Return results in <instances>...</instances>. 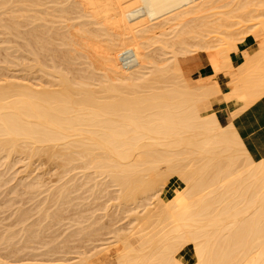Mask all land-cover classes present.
Segmentation results:
<instances>
[{
	"label": "bare ground",
	"instance_id": "1",
	"mask_svg": "<svg viewBox=\"0 0 264 264\" xmlns=\"http://www.w3.org/2000/svg\"><path fill=\"white\" fill-rule=\"evenodd\" d=\"M0 33V198L12 182L31 203L0 232V264H264V156L222 124L216 81L181 66L215 51L230 72L250 33L264 49V0H0ZM42 162L82 171L49 184ZM109 201L126 227L95 214ZM86 241L100 245L71 246Z\"/></svg>",
	"mask_w": 264,
	"mask_h": 264
},
{
	"label": "crops",
	"instance_id": "2",
	"mask_svg": "<svg viewBox=\"0 0 264 264\" xmlns=\"http://www.w3.org/2000/svg\"><path fill=\"white\" fill-rule=\"evenodd\" d=\"M258 43L259 39L250 33L233 44L229 54L232 66L230 72L216 74L214 67L219 65V59L215 51H200L181 59L183 74L186 78L212 77L216 81L219 93L214 97L212 107L219 112L223 121L226 123L233 121L246 149L255 159L264 156V92L258 93L253 99H248L243 93L241 83L238 84V79L247 68L252 71L256 69L254 64L256 57L264 56V49L257 48ZM258 67L255 75H250V81L257 83L261 88L264 63ZM231 73L234 75L233 82Z\"/></svg>",
	"mask_w": 264,
	"mask_h": 264
},
{
	"label": "rangeland",
	"instance_id": "3",
	"mask_svg": "<svg viewBox=\"0 0 264 264\" xmlns=\"http://www.w3.org/2000/svg\"><path fill=\"white\" fill-rule=\"evenodd\" d=\"M260 21L261 19H255L253 22H251V25H255V26H259L260 25ZM5 36H3L0 33V42L3 40ZM236 43V42H235ZM4 53V52H2ZM5 55V53H4ZM4 56L1 55V58H3ZM217 95V94H216ZM217 111V110H216ZM218 112V111H217ZM219 117L221 118L219 112H218ZM222 121L223 125H226L228 123H226L225 121ZM37 170L36 172H41L43 173V176L47 179V182L49 184H55L56 180L59 178L60 175L65 176L66 178L70 177V176H75L77 174V176H80V172L82 171L81 169V165H77L76 167L70 168L68 169L67 167H54L53 165L46 163V162H42V163H37L36 165ZM18 169V166L15 168ZM8 179V176H5ZM179 183V182H178ZM177 181L175 180V178L171 177V179L168 181V188L170 189V191L172 192L175 188V184H178ZM181 186H184L183 183H179ZM13 185L12 182L8 183L6 187H4L2 190H6L2 197L0 198V232L3 231V229H5V227L14 225L15 223V219L17 218V215H13V209H15L18 206H23L24 209H29L31 208V203L29 201V197L28 196H16L15 192L12 191L11 186ZM1 191V189H0ZM161 197L164 198L165 194L164 192L161 193ZM103 202H106V199L103 200ZM102 202V203H103ZM85 204H87V201H84ZM115 201H109L107 202L106 205H109L110 211H109V215H104V212L102 210H98L95 211L96 215H98V217L101 219V222L104 225L107 226H111L112 228H122V227H126L128 220L126 217H124L123 215L117 216L116 215V207H115ZM15 205V206H14ZM14 206V207H13ZM93 206H96V204H94ZM12 209V210H11ZM70 214H65V221L63 222L64 225L61 226H57L55 227V229H59L57 234H60L61 236L64 235L65 231L67 228H69V220L68 218L70 217ZM34 218V217H33ZM32 218V219H33ZM53 231V229L48 230L47 231V235H50V233ZM109 235H105V236H101L99 238H108ZM93 242V241H92ZM91 241H86V242H77L71 243V246L73 248H77L78 250H90L95 244H99V243H92ZM108 243V242H107ZM100 245V244H99ZM81 246V247H80ZM111 250H113V252H115L117 249L122 247V243L121 242H117L115 244H112ZM74 249V250H75ZM187 256L191 257L190 259H194L193 256V252L192 249H189L187 252ZM101 260L98 264H110L112 263V261L115 260L114 256H100Z\"/></svg>",
	"mask_w": 264,
	"mask_h": 264
}]
</instances>
